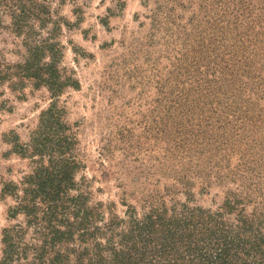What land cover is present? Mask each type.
<instances>
[{
    "label": "rangeland",
    "instance_id": "1",
    "mask_svg": "<svg viewBox=\"0 0 264 264\" xmlns=\"http://www.w3.org/2000/svg\"><path fill=\"white\" fill-rule=\"evenodd\" d=\"M235 3L67 0L59 7L75 24L60 38L62 66L80 84L79 90L67 89L60 104L76 124L84 163L76 180H84L92 202L114 203L120 214L124 205L141 207L153 193L171 199V189L184 200L181 192L190 189L197 205L215 209L227 191L250 188L264 207V143L243 153L250 144L246 131L236 144L218 139L213 127H234L230 107L221 113L207 107L200 115L193 110L217 90L221 63L231 68L247 60L264 67V0H242L239 8ZM12 42L0 32V51L9 61L16 59ZM261 76L254 88L243 79L248 86L239 99L242 108L255 102L251 114L262 110L264 117ZM47 105L44 90L27 92L24 100L8 91L0 96V239L3 228L22 219L9 218L13 202L1 197V183L19 180L26 165L9 153L4 136L14 131L25 141ZM207 117L211 128H199Z\"/></svg>",
    "mask_w": 264,
    "mask_h": 264
},
{
    "label": "trees",
    "instance_id": "2",
    "mask_svg": "<svg viewBox=\"0 0 264 264\" xmlns=\"http://www.w3.org/2000/svg\"><path fill=\"white\" fill-rule=\"evenodd\" d=\"M66 1L0 0V32L12 37L16 56L9 61L0 51V96L8 91L24 100L27 92L44 90L48 97L25 141L14 131L4 136L9 153L26 165L19 180L1 183V197L13 202L9 218L22 219L1 230L0 264H264V207L250 188L227 191L215 209L197 205L190 189L181 192L184 200L171 189V199L153 193L141 207L124 205L120 214L114 203L90 200L84 180H76L84 168L76 124L68 122L60 104L67 89L80 88L62 66L60 38L75 26L60 15ZM259 63L246 60L231 68L221 63L217 90L193 109L200 115L207 107L211 113L230 107L234 127L212 130L223 143L234 144L241 131L249 133L243 153L264 143L262 110L251 114L255 102L242 108L239 99L248 86L243 79L253 88L262 83ZM210 120L203 118L198 127L210 129ZM243 166L240 171H247Z\"/></svg>",
    "mask_w": 264,
    "mask_h": 264
}]
</instances>
